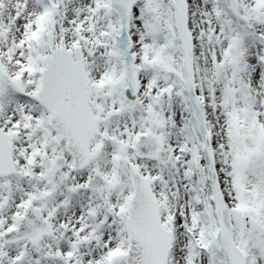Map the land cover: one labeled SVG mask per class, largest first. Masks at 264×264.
Wrapping results in <instances>:
<instances>
[{
  "label": "snow or ice",
  "instance_id": "snow-or-ice-1",
  "mask_svg": "<svg viewBox=\"0 0 264 264\" xmlns=\"http://www.w3.org/2000/svg\"><path fill=\"white\" fill-rule=\"evenodd\" d=\"M0 264H264V0H0Z\"/></svg>",
  "mask_w": 264,
  "mask_h": 264
}]
</instances>
